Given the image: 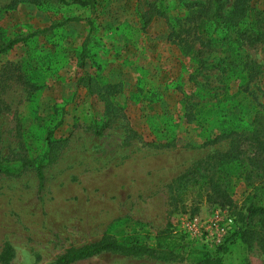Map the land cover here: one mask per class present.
I'll list each match as a JSON object with an SVG mask.
<instances>
[{"label":"rangeland","instance_id":"374dc122","mask_svg":"<svg viewBox=\"0 0 264 264\" xmlns=\"http://www.w3.org/2000/svg\"><path fill=\"white\" fill-rule=\"evenodd\" d=\"M44 28L0 51L7 264L96 241L123 249L70 264H202L180 227L217 209L251 234L206 259L264 264L247 212L264 206V0H0V49Z\"/></svg>","mask_w":264,"mask_h":264},{"label":"trees","instance_id":"16d2710c","mask_svg":"<svg viewBox=\"0 0 264 264\" xmlns=\"http://www.w3.org/2000/svg\"><path fill=\"white\" fill-rule=\"evenodd\" d=\"M29 1H31L35 4H38L40 2V0H29ZM59 1L64 3V4L73 3V4H76L78 6L88 7L89 11L92 13L95 11L96 0H70L69 2H66L65 0H59ZM215 1H218V0H215ZM217 3H216V5H217ZM218 6L219 5H217V7ZM216 10H215V14L213 15V20L215 21L214 23L216 24V26L219 24L221 25L222 23H225V22H228L229 25L235 24V17H236L235 15L234 16L230 15V16L225 17V16H222V13L220 11H218L219 10L218 8ZM64 21H67V20H64ZM64 21L60 22L57 25H60ZM228 23H225L222 25H226ZM45 29L46 28H44L40 31H34L30 34H27L26 36H23V37L12 38V39L8 40L4 46H2L0 51H5V50L9 49L12 45L16 44L17 42L22 41L23 39H25L29 36L38 34L42 31H44ZM261 33L262 32L260 30L253 31V29H250L248 32H246V36H247L248 40H250L251 42H256V41H259ZM84 50H85L84 46H82V53ZM35 171H36L37 178L39 180V185H41V177H42L41 172H40L38 167H36ZM247 212H248V217L254 219L255 222L257 223V227H258L257 241L260 244V247L262 248V251L264 253V206L263 205H257V204H250L247 207ZM241 234L244 236V241H247V236H248V234H251V232H249V230L248 231L247 230L242 231V229L235 227V230L229 235L228 238H226L224 240V242L222 244L215 247L214 250L211 252L205 251L202 253L204 255H206V258H207L212 254H217L221 251H224L226 249L227 245H229L234 240H236L238 237H240ZM180 241H181V239H180ZM180 247L184 248L185 245H183L181 243ZM107 248L114 249V250H117V249L122 250L123 249L120 246H115V245L109 244V243H103L102 241H96V242H92V243L83 245L81 247L72 248V249L67 250L65 253H63L62 255H60L56 259L54 264H70L76 260L84 259V258L90 257L92 255L98 254ZM6 251H7V248L5 247L4 250H2V252L0 253V261L3 262L4 264H7V260H8V258L6 257L7 256ZM124 251L126 254H129V253H135L138 251L145 252V251H148V248L140 247V246H137V247L131 246L129 248L124 249ZM206 258L201 260V263L202 264H212ZM215 263L217 264L218 262H215Z\"/></svg>","mask_w":264,"mask_h":264},{"label":"built area","instance_id":"2783aa9c","mask_svg":"<svg viewBox=\"0 0 264 264\" xmlns=\"http://www.w3.org/2000/svg\"><path fill=\"white\" fill-rule=\"evenodd\" d=\"M180 230L188 242H195L204 251L211 252L229 237L235 226L227 214L217 209L206 218L185 220Z\"/></svg>","mask_w":264,"mask_h":264}]
</instances>
